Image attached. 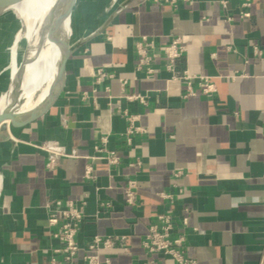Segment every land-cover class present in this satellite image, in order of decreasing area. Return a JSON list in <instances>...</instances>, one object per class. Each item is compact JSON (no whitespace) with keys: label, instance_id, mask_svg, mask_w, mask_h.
Returning <instances> with one entry per match:
<instances>
[{"label":"crops","instance_id":"crops-1","mask_svg":"<svg viewBox=\"0 0 264 264\" xmlns=\"http://www.w3.org/2000/svg\"><path fill=\"white\" fill-rule=\"evenodd\" d=\"M123 1L78 0L71 42L92 37L70 54L57 102L2 131L0 264L65 262L55 236L63 218L51 222L58 200L85 202L87 214L76 237L81 249L67 264H85L96 234L126 236L100 250L102 261L176 264L143 246L163 212L174 217L173 235L185 234L195 264H264V0H129L116 12ZM143 36L155 44L152 73L137 67ZM173 37L186 47L175 72L163 52ZM100 68L111 76L98 79ZM183 72L212 76L216 91L203 93L194 80L196 93L185 97L184 81L172 78ZM136 93L145 102L126 97ZM124 111L145 128L131 140ZM104 135L117 165L87 157ZM47 139L72 155L48 166L39 146ZM88 164L95 179L85 178ZM129 178L138 181L135 206L125 200Z\"/></svg>","mask_w":264,"mask_h":264},{"label":"built area","instance_id":"built-area-1","mask_svg":"<svg viewBox=\"0 0 264 264\" xmlns=\"http://www.w3.org/2000/svg\"><path fill=\"white\" fill-rule=\"evenodd\" d=\"M166 3H170L174 6L177 5V0H157ZM189 1V0H186ZM223 5L226 6V1H222ZM244 6L249 5V0H246L243 4ZM244 14V12H243ZM155 44L153 40L148 39L146 36L138 39L136 42V50L138 54V64L139 69L146 70L147 73H152L154 71L151 62L152 55L149 53L150 49H154ZM186 47L181 39V37H173L170 42L163 46L164 56L166 58V69L172 72L176 70V63L179 58L182 57L185 52ZM222 76H231L229 72H221ZM98 79L104 77H109L111 74H108L102 68L98 69L97 72ZM174 79H182L186 84L184 96L188 97L196 93L194 88V80H197L198 86L203 93L211 94L216 91V85L212 81V76L207 74H190L188 72H183V74H174ZM129 100H139L145 102V96L136 93L129 94L126 96ZM124 114L128 120V126L125 132L126 138L131 140L132 136L136 133L145 132V128L138 126L136 124L138 120L137 114H129L127 111H124ZM107 136L104 135L101 137V143L95 146V153L92 155H87L90 159H105L110 165H117L120 163V156L116 153L115 150L107 148ZM40 148L44 150L48 155V166H53L56 164L59 158L63 156H71L64 143L55 139H47L43 141L40 145ZM178 174V173H177ZM86 179H95L96 172L93 165L88 164L85 170ZM138 181L134 178L127 179V183L124 187V194L126 203L130 206H135L138 203ZM163 197H171L169 193L162 192ZM106 207H109L110 202H104ZM61 216L63 218L60 230L55 233V236L58 237L63 246L57 248V252H61L64 256L65 262H58L53 260L52 264H67V262H72L81 247L77 242V233L80 229L82 222L87 216L85 212V202H82L80 205H75L72 201L68 202L64 206L61 200L56 202V209L53 211L51 222L56 221V217ZM183 222L187 224V217L183 218ZM174 229V217L170 212H163L157 214L155 220L151 222L148 232L143 239V246L149 252H161L170 255L176 264H195V261L186 255L185 253V244L186 236L184 233H179L173 235ZM126 236H102L96 234L87 244L85 249V264H114L109 258L101 260L100 250L102 248H111L114 247L118 240L125 239ZM125 249H127L125 247Z\"/></svg>","mask_w":264,"mask_h":264},{"label":"bare ground","instance_id":"bare-ground-1","mask_svg":"<svg viewBox=\"0 0 264 264\" xmlns=\"http://www.w3.org/2000/svg\"><path fill=\"white\" fill-rule=\"evenodd\" d=\"M71 2L72 0H26L13 9L18 27L15 28L17 30L14 31L9 54L18 58L21 67L16 68L11 76L14 85L10 88V80L7 90L11 100L0 104V112L12 104L15 86L19 91L13 111L18 116L49 100L62 55L61 41L70 32L67 10ZM2 172L0 171V190Z\"/></svg>","mask_w":264,"mask_h":264},{"label":"water","instance_id":"water-1","mask_svg":"<svg viewBox=\"0 0 264 264\" xmlns=\"http://www.w3.org/2000/svg\"><path fill=\"white\" fill-rule=\"evenodd\" d=\"M26 0H0V13L13 10L17 8L19 5L24 3ZM78 0H72L67 13L70 18V32L67 37H65L61 41V49H62V55L61 59L58 65V71L55 77V80L52 85V91L51 96L49 100L41 104L40 106L34 108L33 110L26 112L20 116L16 115L13 111L16 103L15 100L17 99L18 91L19 89H16L15 86V97L10 106L5 108L3 111L0 112V132L6 130L9 126L13 127H21L24 126L39 117L43 116L54 104L57 102L63 87L65 83V77H66V63L70 56V54L83 42L87 41L92 37V35L87 36L83 38L82 40H79L77 42L72 43L71 37H72V30H73V16H74V10L77 5ZM129 0H124L119 7L117 8L116 12H119L122 10L127 4ZM14 85V80L12 77L10 88ZM17 90V91H16ZM15 103V104H14Z\"/></svg>","mask_w":264,"mask_h":264},{"label":"rangeland","instance_id":"rangeland-1","mask_svg":"<svg viewBox=\"0 0 264 264\" xmlns=\"http://www.w3.org/2000/svg\"><path fill=\"white\" fill-rule=\"evenodd\" d=\"M96 5V4H95ZM18 19L13 16V10L0 13V104L11 100L9 88L11 76L16 68L21 67L18 58L9 54L15 28H17ZM75 26L78 25V15L74 17ZM73 32V30H72ZM25 72V71H24ZM26 74V73H25ZM27 75V74H26ZM2 132H0L1 136Z\"/></svg>","mask_w":264,"mask_h":264}]
</instances>
